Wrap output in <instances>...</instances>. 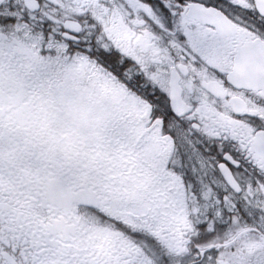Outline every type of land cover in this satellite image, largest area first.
I'll use <instances>...</instances> for the list:
<instances>
[{
    "label": "snow or ice",
    "instance_id": "1",
    "mask_svg": "<svg viewBox=\"0 0 264 264\" xmlns=\"http://www.w3.org/2000/svg\"><path fill=\"white\" fill-rule=\"evenodd\" d=\"M0 264H264V0H0Z\"/></svg>",
    "mask_w": 264,
    "mask_h": 264
}]
</instances>
